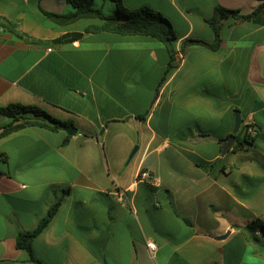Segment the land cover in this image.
Returning <instances> with one entry per match:
<instances>
[{"label":"crops","instance_id":"0c3cea01","mask_svg":"<svg viewBox=\"0 0 264 264\" xmlns=\"http://www.w3.org/2000/svg\"><path fill=\"white\" fill-rule=\"evenodd\" d=\"M123 2L167 18L178 49L213 42L217 6L249 14L261 0ZM94 8L112 16L116 5ZM74 12L66 0H0V16L22 34L0 26V109L38 107L77 129L0 139V264H37L16 238L60 199L33 241L45 264H264L252 229L264 214V25L227 19L217 50L187 44L166 74L167 46L86 32L105 21ZM72 33L81 37L51 44ZM236 111L258 136L222 155ZM10 122L0 113V127ZM143 168L158 185L137 181Z\"/></svg>","mask_w":264,"mask_h":264},{"label":"trees","instance_id":"16d2710c","mask_svg":"<svg viewBox=\"0 0 264 264\" xmlns=\"http://www.w3.org/2000/svg\"><path fill=\"white\" fill-rule=\"evenodd\" d=\"M66 1L75 10L70 17H78L84 14L95 13L101 20L105 21V23L101 26L89 27L86 29V32L107 31L122 36L151 37L167 46L170 51L171 64L166 74H169L177 66L175 62V56L177 54L176 43L178 41L177 35L172 23L161 13L148 6L131 10L125 7L123 0H109L116 5V9L112 16H106L101 10L94 8L95 0ZM45 14L48 16H57L47 12ZM229 18L264 25V0H261V3L249 14H242L239 10H232L222 6H217L213 15L207 19V23L211 27L215 36L213 42L208 43L202 40L191 39L186 41L185 45H201L214 51L217 50L222 42L221 37L224 23ZM0 26L9 29L18 36H22V34L17 31L16 24L2 16H0ZM80 37V33L67 34L52 41L51 44L68 42ZM185 45L181 47L182 50ZM0 113L11 119L10 123L0 127V139L26 127H40L50 129L52 131H59L63 129L64 126L69 124L67 122L60 121L47 114L44 110L33 106L11 104L7 107L1 108ZM247 129L248 127L246 125H241L237 134L238 145L235 146L236 148H244L255 143L258 136V130L256 136H250L247 133ZM61 202L62 199L58 200L50 207L46 217L41 220L35 230L18 234L16 238V248L27 252L31 262L45 264L34 255L33 241L55 218ZM257 228L258 222L256 221L252 226L254 234Z\"/></svg>","mask_w":264,"mask_h":264},{"label":"built area","instance_id":"2783aa9c","mask_svg":"<svg viewBox=\"0 0 264 264\" xmlns=\"http://www.w3.org/2000/svg\"><path fill=\"white\" fill-rule=\"evenodd\" d=\"M184 61V52L181 47L177 49V54L175 56V62L176 64H181ZM246 126L248 127L247 133L250 136H256L257 135V129L254 126L253 123H247ZM137 181L139 182H145L149 183L150 185H158L159 179L153 174V171L148 168H143L139 171L137 174ZM258 222V228L255 231V235L257 237H260L264 241V214L261 215L257 220ZM148 248L152 253H155L157 246L153 242L148 243Z\"/></svg>","mask_w":264,"mask_h":264},{"label":"water","instance_id":"95a60500","mask_svg":"<svg viewBox=\"0 0 264 264\" xmlns=\"http://www.w3.org/2000/svg\"><path fill=\"white\" fill-rule=\"evenodd\" d=\"M242 124V117H241V113L240 111H236L235 112V126H234V130L231 136H229L223 145L222 148V155H225L235 144L236 142V138H237V134L240 130ZM63 129L69 134V135H76L77 134V129L75 127H73L72 125H66L63 127ZM138 147H135V149L133 150V152L130 155V158H132L135 153L137 152ZM224 238V237H221Z\"/></svg>","mask_w":264,"mask_h":264},{"label":"rangeland","instance_id":"374dc122","mask_svg":"<svg viewBox=\"0 0 264 264\" xmlns=\"http://www.w3.org/2000/svg\"><path fill=\"white\" fill-rule=\"evenodd\" d=\"M94 3L97 7H101L104 3L107 5H112V2L106 1V0H95ZM105 12H107V11H105Z\"/></svg>","mask_w":264,"mask_h":264}]
</instances>
